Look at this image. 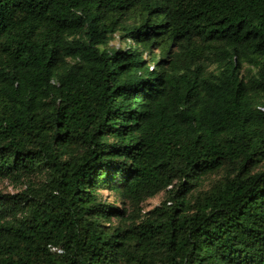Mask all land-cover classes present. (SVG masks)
<instances>
[{
  "label": "trees",
  "instance_id": "trees-1",
  "mask_svg": "<svg viewBox=\"0 0 264 264\" xmlns=\"http://www.w3.org/2000/svg\"><path fill=\"white\" fill-rule=\"evenodd\" d=\"M6 182L0 264H264V0H0Z\"/></svg>",
  "mask_w": 264,
  "mask_h": 264
},
{
  "label": "rangeland",
  "instance_id": "rangeland-1",
  "mask_svg": "<svg viewBox=\"0 0 264 264\" xmlns=\"http://www.w3.org/2000/svg\"><path fill=\"white\" fill-rule=\"evenodd\" d=\"M113 45H116L117 47L119 46H126L123 42L121 43L119 40L113 41L112 43ZM0 189L2 190V192L4 193H14L16 192V189L9 184L8 182H6L5 184H3ZM104 199L105 200H110V202H113L115 200L114 197V193H112L111 191H107L104 192ZM163 200V195H159L155 198H152L150 200H148L144 205V209L146 211L153 209L155 206H157L158 204L161 203V201Z\"/></svg>",
  "mask_w": 264,
  "mask_h": 264
}]
</instances>
